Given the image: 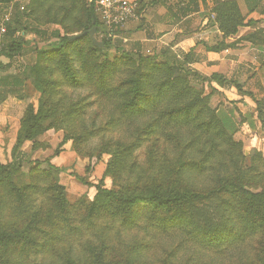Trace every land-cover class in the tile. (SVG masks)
Masks as SVG:
<instances>
[{
	"label": "trees",
	"instance_id": "16d2710c",
	"mask_svg": "<svg viewBox=\"0 0 264 264\" xmlns=\"http://www.w3.org/2000/svg\"><path fill=\"white\" fill-rule=\"evenodd\" d=\"M12 1L0 0V6ZM95 1L30 0L26 11L15 10L7 25L1 55L9 62H0V105L8 98L25 100V80L12 62L25 45L36 46L41 57L30 69L41 97L36 108L27 104L10 162L0 164V264H30L40 257L51 264H178L179 253L187 250L222 253L250 242L260 243L264 264L261 152L246 156L233 137L236 123L209 105L210 94L190 86L195 75L180 63L170 66L142 56L133 60L123 49L121 57L110 61L100 57L113 48L110 41L101 39L102 49L94 48L87 34L70 41L73 34L93 27L99 33ZM245 4L246 15L235 0H223L211 10L221 38L207 51L235 49L241 42L264 50L260 28L228 42L240 28L261 22L248 19L255 1ZM26 15L36 21L43 16L68 33L55 30L48 36L38 26L25 27ZM25 34L34 37L26 39ZM48 40V48H39ZM259 72L264 80V60ZM212 81L226 84L216 74L202 79ZM257 118L264 123L260 108ZM48 131L63 132L54 157L69 144L88 159L84 176L74 179L94 191L90 201L68 200L58 182V174L66 170L51 164V157L29 161L27 183H15L25 161L23 146L48 149L39 141ZM94 139L97 146L83 151ZM151 139L155 143L146 148V168H139L136 152ZM99 164L105 167L97 180L93 173ZM123 170L119 183L116 175ZM164 236L173 241L171 251L163 258H147Z\"/></svg>",
	"mask_w": 264,
	"mask_h": 264
},
{
	"label": "crops",
	"instance_id": "0c3cea01",
	"mask_svg": "<svg viewBox=\"0 0 264 264\" xmlns=\"http://www.w3.org/2000/svg\"><path fill=\"white\" fill-rule=\"evenodd\" d=\"M221 1L223 0H139L140 6L146 9L141 15L142 19L140 23L128 25L121 36L129 42H135V48L145 52L155 49L156 52L162 53L161 56L166 55L170 60H178L198 81L213 74L222 76L226 80L223 86L216 81L209 84L216 93L227 87L230 94L245 95V87L264 86V80L259 72L261 62L264 60V50L247 42H241L235 49H226L222 52L206 50V46L215 45L221 38L217 26L213 23L214 15L211 12ZM235 1L242 14L246 15L248 10L245 0ZM249 1H255L256 5L248 19L261 22L255 27L240 28L237 35L228 42L249 35L259 28L264 29V0ZM236 86L241 87L242 94L236 90ZM232 100L239 102L241 99ZM249 100L251 102L248 104L251 107L248 113L240 109L244 118L241 120L240 129L243 135L249 136L247 146L250 152H261L264 158V123L257 118L258 108L263 116L264 112L258 99ZM24 109L25 100L8 98L0 105V164L10 160ZM47 134L53 135V131L46 132L39 141L46 143L43 138ZM46 144L49 146L48 149L32 151L31 144L26 143L21 150V157L30 162L44 161L51 152V143L48 141ZM40 156L44 158L40 159ZM54 160H61V166L67 164L66 156L51 159L50 163L54 164ZM101 168L103 167L95 168L94 177L97 179L98 174L103 173L104 169ZM66 193L68 198L67 189Z\"/></svg>",
	"mask_w": 264,
	"mask_h": 264
},
{
	"label": "rangeland",
	"instance_id": "374dc122",
	"mask_svg": "<svg viewBox=\"0 0 264 264\" xmlns=\"http://www.w3.org/2000/svg\"><path fill=\"white\" fill-rule=\"evenodd\" d=\"M87 4H90L94 0H83ZM48 4V3H45ZM59 4V2H58ZM94 7L96 10V4L94 3ZM4 7L0 6V17L3 14ZM145 8L140 6V13L142 15L143 12H145ZM41 15V14H39ZM147 16H149L148 13H146ZM36 16H24L23 17V25L25 27H34L38 26L39 29L42 31H45L47 35H51L55 30H59L61 34L68 33L66 29H60L57 25H54L52 23H46V18L41 17L39 20H35ZM82 21V20H81ZM67 25H70V21L66 22ZM23 25L19 28V30L23 29ZM141 26H139L138 29H140ZM22 33L21 31L18 33L20 35ZM79 33H75L73 35H76ZM122 34V32H121ZM26 39H33L34 36H28V34H25ZM98 41H101L99 33L95 36ZM49 40L48 41H41L39 43V48H48L49 46ZM135 42H127L126 44H123L120 40L115 41L112 45L113 48L109 50H105L103 53L100 54V57H106V59L112 61L114 59H118L121 57L122 49L123 51L129 52L131 58L133 60H137L139 56L142 57H148L150 60L157 61L159 63H165L170 66L177 65L178 60H170L166 57V55L161 56V52H156L157 50L153 49L149 52H145V50L135 48L134 46ZM119 46V47H117ZM125 53V52H124ZM38 50L36 46L33 45H25L23 51L20 55H18L14 59V65L17 66V70L20 74V76L25 80V87H24V99H25V108L27 104H32L36 108L38 105V100L41 97V94L39 91L36 90L34 87V84L32 82V79L30 77V69L34 65H36L41 57L38 56ZM45 59V57H44ZM190 86H192L195 90L203 91L204 96H208L210 94V100L209 105L214 108L218 109V112L221 114H225L227 116H231L233 121L236 123L237 132L234 133V138L238 142H241L243 145V151L246 154V156H249L248 154H251L250 150L248 149V143L247 140L249 139V136L243 135L241 132L240 127L241 120L244 119L243 115L240 112V109L245 111V113H248L247 111L251 107L248 102H251L249 99H258L259 103L262 105V109L264 112V86H257V87H245V95H235L234 93H229V88L225 87L221 90V92L216 93L214 90L209 86L208 83L198 81L195 79L194 76L190 77ZM234 91V90H233ZM83 92H78L77 94ZM240 93V92H239ZM251 94L247 95V94ZM242 94V92H241ZM232 99H241L239 102H236ZM246 99L247 101H244ZM25 110V109H24ZM94 108L90 109L89 115H87V118L91 115ZM24 112V111H23ZM104 119V118H103ZM108 135H118L117 133H109ZM63 132L57 131L53 132L52 134H47L45 138H43V141L46 143H51V152L48 153L49 156L47 158L55 159L58 157H67V164L66 166H61L60 161L61 160H54L55 166L59 168H63L66 170L65 174H58V182L65 187L68 191V198L70 202H75L77 199L85 198L87 201H90L93 197L94 191L92 189H89L88 187L78 183L74 178V176H84V166L86 163H88V159L85 158L83 155L77 154L76 152L72 151L71 148L68 145H64L62 148V152L58 156H53V154L56 152L58 145L63 140ZM162 142V140H160ZM155 143L154 139H151L147 141L145 146H143L140 150L136 152V161L137 166L139 168H146V148L151 147ZM98 144V139H94L90 141L89 143L85 144L83 146V151L91 149L96 147ZM56 149V150H55ZM44 156H40V159H43ZM131 156L124 159L123 168L127 167ZM62 159V158H61ZM108 159V156L104 157V160ZM91 161V160H90ZM10 160H6L5 164L9 163ZM93 163V162H90ZM249 163V160H246V164ZM104 169V164H99L95 168ZM46 167V166H44ZM30 169V163L28 160H25L22 164L21 170L15 175V183L17 186H22L27 183V173ZM102 171V170H101ZM96 172V169H94V173ZM123 171L119 172L116 175V181L119 183H122L123 181ZM93 173V177H94ZM101 172L98 174L99 179L101 178ZM97 179L96 177H94ZM97 179V180H99ZM122 180V181H121ZM76 183V184H75ZM108 187H111L108 185ZM173 241L171 239H168L167 237H162L158 244H154L150 252L146 253V257L150 259H154L155 257H165V255L171 251L172 249ZM174 246V245H173ZM153 255V256H152ZM178 264H262V256L260 254V243L259 242H250L249 244L241 247H237L236 249H230L229 251H224L222 253H201V252H194L193 251H184L179 253L178 257L176 258ZM52 261L48 260L47 258H38L37 260H34L30 264H51Z\"/></svg>",
	"mask_w": 264,
	"mask_h": 264
},
{
	"label": "built area",
	"instance_id": "2783aa9c",
	"mask_svg": "<svg viewBox=\"0 0 264 264\" xmlns=\"http://www.w3.org/2000/svg\"><path fill=\"white\" fill-rule=\"evenodd\" d=\"M29 3L30 0H13L10 4L3 6V14L0 17V62L4 64L9 62V59L1 55L7 25L13 21L15 10L23 13ZM95 4L100 23V38L112 44L117 40L123 44L129 42L121 36V32L130 24L140 23L142 16L139 0H96ZM16 57H13V63Z\"/></svg>",
	"mask_w": 264,
	"mask_h": 264
},
{
	"label": "water",
	"instance_id": "95a60500",
	"mask_svg": "<svg viewBox=\"0 0 264 264\" xmlns=\"http://www.w3.org/2000/svg\"><path fill=\"white\" fill-rule=\"evenodd\" d=\"M93 25H95V21H93ZM85 34H87L90 37L94 48H100V49H102L104 47V44L102 42L98 41L96 39V37H95L97 35V30H96L95 27H93L88 32H84V33H81V34H76V35L70 37L69 40L70 41L76 40L77 38H79V37H81V36H83Z\"/></svg>",
	"mask_w": 264,
	"mask_h": 264
}]
</instances>
